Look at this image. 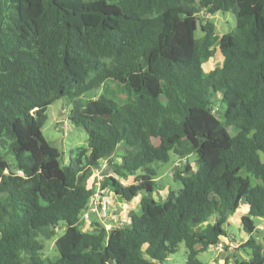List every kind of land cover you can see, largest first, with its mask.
Returning <instances> with one entry per match:
<instances>
[{
	"label": "trees",
	"instance_id": "obj_1",
	"mask_svg": "<svg viewBox=\"0 0 264 264\" xmlns=\"http://www.w3.org/2000/svg\"><path fill=\"white\" fill-rule=\"evenodd\" d=\"M220 11L236 29L220 37L207 17L198 38L199 16ZM108 80L127 101L87 99ZM61 98L88 134L70 164L43 133ZM171 152L197 169L175 170L182 189L156 200L155 164ZM262 155L264 0H0V264H166L181 244L186 264H207L199 255L230 236L242 204L234 264H264ZM103 165L102 192L144 197L129 222L87 232ZM62 232L46 257L42 241Z\"/></svg>",
	"mask_w": 264,
	"mask_h": 264
},
{
	"label": "rangeland",
	"instance_id": "obj_2",
	"mask_svg": "<svg viewBox=\"0 0 264 264\" xmlns=\"http://www.w3.org/2000/svg\"><path fill=\"white\" fill-rule=\"evenodd\" d=\"M207 17L211 19L217 29V34L222 37L223 35L233 32L236 29V17L231 12H218L213 16L201 14L199 16L197 37L202 36L201 24L206 21ZM223 63V55L218 50L216 56L204 64L205 73L208 74L213 69L221 66ZM100 96L115 99L116 101L125 102L128 100L126 95L120 94V89L114 80H108L100 88H97L87 95L88 100L96 99ZM216 101L220 96L216 97ZM216 103V113L218 110L222 112L218 116L223 118V113L226 110V105L223 103ZM72 109V102L68 98H61L52 104L47 111V120L45 122L43 133L45 138L50 144L56 147L61 155L63 164H70L72 159L76 158L78 149L87 147L88 134L82 128L73 124L69 119V114ZM231 134L232 128H228ZM264 160V155H262ZM10 163H14L13 158L8 157ZM114 162H119L118 158L113 159ZM197 169L196 156L191 155L188 158H180L174 152L170 153V161L167 163L155 164L158 171L156 178L157 187L153 193L156 200H164L170 191L178 192L182 189L183 184L180 180L174 178L173 173L175 170L184 171L187 166ZM107 165H103L101 170H94L93 175L89 181L90 187H95L96 193L90 200L89 208L83 213L81 217L80 226L87 232H98L97 225H103L107 229L113 228L114 224L125 223L130 221L133 212H140V202L144 197L143 194L138 195L132 202L118 198L112 190L102 192L100 190V183L105 176ZM107 173V172H106ZM246 214L245 207L242 204L235 214L230 217V225L226 227L230 236L223 237L225 247L223 249L210 248L208 251L201 253L199 259L207 264H234L232 256L238 253L240 244L243 243L248 235L242 230L241 217ZM215 221V217L210 220L211 223ZM256 225L261 228L264 226V220L254 219ZM63 234L59 233L51 240H43L45 245L46 257L53 258L57 255L56 242ZM231 238V240H229ZM233 238V239H232ZM236 239V241L234 240ZM228 247V248H226ZM186 247L184 244L180 245L177 254L171 257V261L166 264H186Z\"/></svg>",
	"mask_w": 264,
	"mask_h": 264
},
{
	"label": "built area",
	"instance_id": "obj_3",
	"mask_svg": "<svg viewBox=\"0 0 264 264\" xmlns=\"http://www.w3.org/2000/svg\"><path fill=\"white\" fill-rule=\"evenodd\" d=\"M261 229H264V226H261ZM225 247V244L223 241H221L217 246L216 248L217 249H223Z\"/></svg>",
	"mask_w": 264,
	"mask_h": 264
},
{
	"label": "crops",
	"instance_id": "obj_4",
	"mask_svg": "<svg viewBox=\"0 0 264 264\" xmlns=\"http://www.w3.org/2000/svg\"><path fill=\"white\" fill-rule=\"evenodd\" d=\"M245 212H246V209H245Z\"/></svg>",
	"mask_w": 264,
	"mask_h": 264
},
{
	"label": "water",
	"instance_id": "obj_5",
	"mask_svg": "<svg viewBox=\"0 0 264 264\" xmlns=\"http://www.w3.org/2000/svg\"><path fill=\"white\" fill-rule=\"evenodd\" d=\"M57 230H58V228H57Z\"/></svg>",
	"mask_w": 264,
	"mask_h": 264
}]
</instances>
